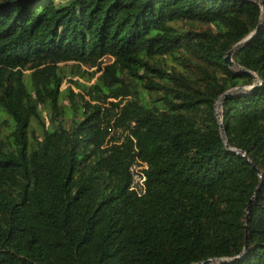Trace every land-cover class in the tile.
Masks as SVG:
<instances>
[{
  "label": "trees",
  "instance_id": "16d2710c",
  "mask_svg": "<svg viewBox=\"0 0 264 264\" xmlns=\"http://www.w3.org/2000/svg\"><path fill=\"white\" fill-rule=\"evenodd\" d=\"M206 261L264 264V0H0V264Z\"/></svg>",
  "mask_w": 264,
  "mask_h": 264
},
{
  "label": "built area",
  "instance_id": "2783aa9c",
  "mask_svg": "<svg viewBox=\"0 0 264 264\" xmlns=\"http://www.w3.org/2000/svg\"><path fill=\"white\" fill-rule=\"evenodd\" d=\"M147 166L139 159H135L133 164L130 166L129 172L131 175L130 190L137 196H142L145 193V171Z\"/></svg>",
  "mask_w": 264,
  "mask_h": 264
},
{
  "label": "water",
  "instance_id": "95a60500",
  "mask_svg": "<svg viewBox=\"0 0 264 264\" xmlns=\"http://www.w3.org/2000/svg\"><path fill=\"white\" fill-rule=\"evenodd\" d=\"M260 6H262V4H260ZM260 28V25L258 26L257 28V31L259 30ZM255 36V33H252L250 36H248L247 38H245L243 41H241L240 43H238L237 45H235L225 56L224 58V61L227 63V65L230 67V68H237V69H240L243 73H247L249 76H251L253 78V80L255 81L256 83V78L253 74H251L250 72H247L243 69H241L239 66H237L233 60H232V55L233 53L239 49L240 47H242L243 45L247 44L253 37ZM255 87H251V88H239L238 90H235V91H247L248 89L250 90H253ZM234 90L230 91L229 93H233L235 92ZM223 100V98H221L219 100V102L221 103ZM220 103H218V106L220 105ZM217 106V105H216ZM216 118H217V121L219 123V126L220 128L222 127V120L220 118V116L218 114H216ZM221 135L223 136V131H221ZM225 147L228 148V145L225 144ZM246 249V248H245ZM212 261H206L204 263H200V264H210Z\"/></svg>",
  "mask_w": 264,
  "mask_h": 264
},
{
  "label": "rangeland",
  "instance_id": "374dc122",
  "mask_svg": "<svg viewBox=\"0 0 264 264\" xmlns=\"http://www.w3.org/2000/svg\"><path fill=\"white\" fill-rule=\"evenodd\" d=\"M89 72H91V70L89 71ZM74 81H77V78H74L73 79ZM69 87V84H68V81H66V83H65V85H63V88H68ZM235 91V90H234ZM73 93L74 94H77L78 93V90L77 89H73ZM220 109H219V106H218V104H217V106H216V108H215V112L217 113V114H219L220 113V111H219ZM45 112H42V113H40V117H41V119H45ZM45 121V120H44ZM217 262H215V261H213L212 262V264H216Z\"/></svg>",
  "mask_w": 264,
  "mask_h": 264
}]
</instances>
